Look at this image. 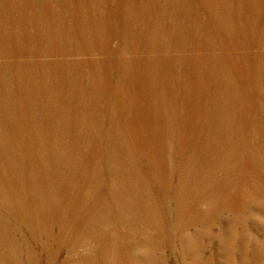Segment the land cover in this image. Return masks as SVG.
Segmentation results:
<instances>
[{
    "label": "bare ground",
    "instance_id": "1",
    "mask_svg": "<svg viewBox=\"0 0 264 264\" xmlns=\"http://www.w3.org/2000/svg\"><path fill=\"white\" fill-rule=\"evenodd\" d=\"M193 11L208 51L190 79L172 51ZM261 38L264 0H0V264H99L94 245L134 263L165 223L194 242L242 218L264 195Z\"/></svg>",
    "mask_w": 264,
    "mask_h": 264
},
{
    "label": "rangeland",
    "instance_id": "2",
    "mask_svg": "<svg viewBox=\"0 0 264 264\" xmlns=\"http://www.w3.org/2000/svg\"><path fill=\"white\" fill-rule=\"evenodd\" d=\"M194 1L190 0V2ZM198 3H196V5ZM196 5H194V7ZM193 14L194 11L192 12V15H182L186 17V22L189 23L190 26L195 24L197 30L199 31V33H196L193 36L190 35L188 38L192 46L185 50L178 48L172 51L174 55H186V71L190 79H194L193 69L196 67V64L200 65L201 55L203 56L204 54H207L208 51L207 49L201 48V36L202 34H205V31L201 29V25L205 22L204 20L207 17L206 13H203L202 15L200 14L197 17ZM178 15L180 16L181 14ZM229 32L232 34L231 27L229 28ZM233 38H235L234 35ZM220 39L223 40L224 38ZM247 39L251 40L250 37ZM261 40H264V38H261ZM117 42V40H114L113 46L117 45ZM234 45L235 40L229 44L230 48L235 47ZM12 58L13 57H4L0 55V61L2 62L11 61L14 59ZM180 66L183 68L180 63L175 64L177 75L178 73L182 74ZM180 76L181 75H178L176 78L179 79ZM179 84H182V82H179ZM176 88L178 90L180 89L179 86ZM194 114L196 115L194 112L187 114L186 124L190 127H194L196 124L194 121ZM108 120L109 118H107L103 127L99 125L96 126L102 130L107 129L110 126ZM74 133L75 131H71L68 134V137H71L70 140L76 138L74 137ZM77 133L80 134L84 140L82 142L83 144L79 147L83 158L88 157L87 154H91L93 158L103 156V148L101 146L94 151V146L87 143L88 140L86 139V132L84 129L79 128ZM247 206L250 207L244 206L242 218L229 212L223 215L221 214L220 217L215 215V224L212 225V229L215 232H213L214 236L209 239L202 238L201 240L194 242H187V240H183L182 242L179 237L171 236L172 232H170V225L165 223L164 226L161 227V234H163L164 237H156L151 241L152 244H157L158 248L155 247L154 250L148 248L139 249L134 255V257H136L134 263L124 262L125 264H196L198 262L203 264H264V195L259 198L256 203L252 202V204H248ZM232 217L234 221V229L228 231L229 237L226 239L227 235L224 233V229H232V227H230ZM203 227L206 226H191L188 228L190 231L188 233L194 237L196 232L203 229ZM175 228H177V225ZM231 231H233L234 235L231 234ZM190 237H187V239H190ZM223 240L226 241L225 245L224 243H221L224 242ZM124 243L130 245L132 244V241L123 240V244ZM193 246L201 247V255H197ZM93 248L97 254H92L98 258L102 257V261L99 264H108L107 258L112 255V252L107 249L103 252H99V248L95 247V245ZM64 251L65 249L62 250L61 260L64 259V255L66 254H64ZM83 252L84 250L78 247L76 255L81 256V253ZM76 255L73 256V258H76ZM122 257L125 259L126 255L122 253ZM43 260H45V258L41 259V263L44 264L45 262ZM80 262L76 261L72 264H81Z\"/></svg>",
    "mask_w": 264,
    "mask_h": 264
}]
</instances>
